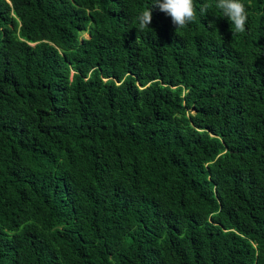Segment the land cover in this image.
<instances>
[{
  "label": "trees",
  "instance_id": "16d2710c",
  "mask_svg": "<svg viewBox=\"0 0 264 264\" xmlns=\"http://www.w3.org/2000/svg\"><path fill=\"white\" fill-rule=\"evenodd\" d=\"M154 2L0 0V264H264V0Z\"/></svg>",
  "mask_w": 264,
  "mask_h": 264
},
{
  "label": "clouds",
  "instance_id": "9594fccd",
  "mask_svg": "<svg viewBox=\"0 0 264 264\" xmlns=\"http://www.w3.org/2000/svg\"><path fill=\"white\" fill-rule=\"evenodd\" d=\"M152 6L158 7L161 12L169 16L176 29L186 27L190 23L195 22L197 18L194 0H155ZM209 7L210 5L202 7L200 9L201 14L206 13ZM215 7L220 9L223 16L228 19L232 26V32L243 33L246 30L248 12L242 0H217ZM151 22L152 7L139 14L138 29L144 30ZM85 34H88L87 37H90L88 32Z\"/></svg>",
  "mask_w": 264,
  "mask_h": 264
},
{
  "label": "rangeland",
  "instance_id": "374dc122",
  "mask_svg": "<svg viewBox=\"0 0 264 264\" xmlns=\"http://www.w3.org/2000/svg\"><path fill=\"white\" fill-rule=\"evenodd\" d=\"M84 36H86V37H87V36H88V34H84Z\"/></svg>",
  "mask_w": 264,
  "mask_h": 264
}]
</instances>
